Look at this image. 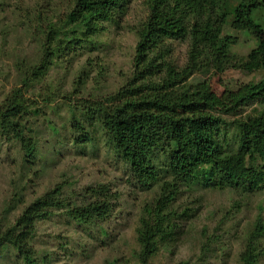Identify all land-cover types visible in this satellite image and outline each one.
<instances>
[{
    "label": "trees",
    "instance_id": "16d2710c",
    "mask_svg": "<svg viewBox=\"0 0 264 264\" xmlns=\"http://www.w3.org/2000/svg\"><path fill=\"white\" fill-rule=\"evenodd\" d=\"M60 1L65 6L62 20L38 30L44 34L40 57L20 73L24 86L39 78L55 58L89 45L103 22L122 19L132 0ZM142 9L134 31L130 73L116 92L102 99H64L70 111L69 143L78 148L99 139L120 159L139 190L161 181L160 195L135 228L136 258L147 264L161 247L174 241L177 220L190 216L189 207L169 208L183 187L264 192V75L224 88L219 96L204 81L185 83L195 71L206 68L217 73L229 68L245 73L264 70V27L253 19L255 12L264 9V0H143ZM226 25L252 35L255 46L244 57L229 53L236 39L222 34ZM174 41L187 46L185 63L179 67L170 57ZM80 79L77 85L84 82ZM41 100L49 102L48 97ZM35 102L15 88L0 103V134L17 141L30 159L35 146L25 119ZM256 104L262 106L261 112L242 115ZM230 126L235 147L227 151L223 134ZM58 194L55 186L23 206L11 223L0 220V255L10 249L23 263L32 264L36 225L52 212L63 211L86 226L104 220L111 208L99 186L84 188L78 202L65 203ZM99 232L106 234L103 229ZM263 238L264 218L257 213L238 254L241 264L256 263L264 251Z\"/></svg>",
    "mask_w": 264,
    "mask_h": 264
},
{
    "label": "rangeland",
    "instance_id": "374dc122",
    "mask_svg": "<svg viewBox=\"0 0 264 264\" xmlns=\"http://www.w3.org/2000/svg\"><path fill=\"white\" fill-rule=\"evenodd\" d=\"M55 1L0 0V103L15 88L36 101L25 119L35 146L31 159L22 153L17 141L0 134V220L11 223L23 206L55 186L59 187L58 199L65 203L78 202L84 188L99 186L111 205L104 220L85 226L69 219L63 211L52 212L36 225L32 264H140L135 228L145 209L160 195L161 181L139 190L131 184L120 159L99 139L78 148L69 143L66 132L70 131V111L64 98L102 99L115 93L126 80L143 0H132L122 19L101 24L89 40L90 46H79L64 58H55L39 78L24 86L20 73L36 65L40 57L44 34L38 30L48 22L62 20L65 6ZM253 19L264 27V9L255 12ZM222 34L235 37L229 47L235 57H244L255 46L246 31L226 25ZM172 46L171 60L177 67L182 66L187 46L178 41ZM263 75L264 70L245 73L229 68L217 73L206 68L195 71L185 83L204 81L219 96L224 88L257 81ZM77 78L84 82L77 85ZM44 97L49 102L44 104ZM261 110L260 104L252 105L242 115ZM233 132L230 126L223 134L227 151L235 147ZM262 191L238 194L202 189L199 185L183 187L169 208L189 207L190 216L177 220L174 241L161 247L147 264H241L238 254L244 238L256 214L264 218ZM261 243L264 247V238ZM199 246L206 248L200 250ZM0 264L25 263L7 249L0 255ZM255 264H264V251Z\"/></svg>",
    "mask_w": 264,
    "mask_h": 264
}]
</instances>
